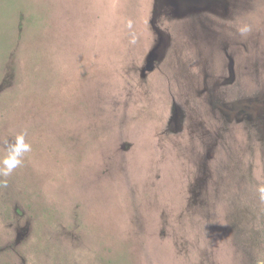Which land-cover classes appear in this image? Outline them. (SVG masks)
I'll list each match as a JSON object with an SVG mask.
<instances>
[{
    "label": "rangeland",
    "instance_id": "obj_1",
    "mask_svg": "<svg viewBox=\"0 0 264 264\" xmlns=\"http://www.w3.org/2000/svg\"><path fill=\"white\" fill-rule=\"evenodd\" d=\"M0 264H264V0H0Z\"/></svg>",
    "mask_w": 264,
    "mask_h": 264
},
{
    "label": "clouds",
    "instance_id": "obj_2",
    "mask_svg": "<svg viewBox=\"0 0 264 264\" xmlns=\"http://www.w3.org/2000/svg\"><path fill=\"white\" fill-rule=\"evenodd\" d=\"M26 134V132L21 133L14 142H6L7 154L0 160V177H9L17 167L22 165L24 154L31 151V145L25 142ZM0 183L6 186L7 180H0ZM257 192L260 201L264 202V185H259Z\"/></svg>",
    "mask_w": 264,
    "mask_h": 264
}]
</instances>
